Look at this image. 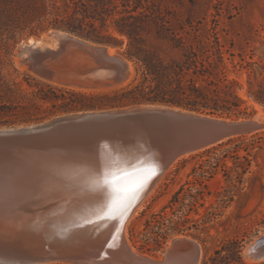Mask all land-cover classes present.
Instances as JSON below:
<instances>
[{
	"label": "water",
	"instance_id": "95a60500",
	"mask_svg": "<svg viewBox=\"0 0 264 264\" xmlns=\"http://www.w3.org/2000/svg\"><path fill=\"white\" fill-rule=\"evenodd\" d=\"M27 36L18 56L54 85L104 91L129 80L106 45L60 30ZM264 131V120L141 104L0 127V264H201V244L171 237L139 252L127 225L179 159ZM123 201V203H122ZM243 253L264 261V232Z\"/></svg>",
	"mask_w": 264,
	"mask_h": 264
},
{
	"label": "trees",
	"instance_id": "16d2710c",
	"mask_svg": "<svg viewBox=\"0 0 264 264\" xmlns=\"http://www.w3.org/2000/svg\"><path fill=\"white\" fill-rule=\"evenodd\" d=\"M109 21L112 31L127 40L121 55L132 64L134 75L126 85L107 91L75 90L19 73L12 63V45L49 30L120 47L123 42L109 32ZM223 31L217 21L205 26L167 20L150 0H0V127L141 104L244 117L246 102L239 95L244 88L229 74L244 72L246 96L264 108V61L235 56L233 42L219 35ZM174 202L176 197L170 203ZM188 223L182 219L167 226L156 221L157 228L136 249L155 254L170 237L184 235L197 240L205 253L206 241L191 233L197 229ZM242 247L241 239L224 240L210 255L204 254L202 264H245Z\"/></svg>",
	"mask_w": 264,
	"mask_h": 264
},
{
	"label": "rangeland",
	"instance_id": "374dc122",
	"mask_svg": "<svg viewBox=\"0 0 264 264\" xmlns=\"http://www.w3.org/2000/svg\"><path fill=\"white\" fill-rule=\"evenodd\" d=\"M150 1L170 21L191 20L205 26L217 21L224 29L219 35L233 42L231 52L235 56L241 55L247 61L250 58L252 61H264V0ZM106 25L111 26V22ZM108 30L123 42L120 47H109L121 55L126 38L114 33L110 27ZM26 37L12 45L11 60L19 73L28 72L37 76L29 64L22 62L17 55L19 42ZM129 64L132 67L130 80L134 73L132 64ZM229 78L236 79L244 88L239 95L246 102V111L245 116L239 118L257 116L258 113L264 115V108L246 96V74H229ZM174 197L176 202L170 203ZM182 219L189 221L187 226L194 225L197 229L196 232L191 230V233L206 241L202 260L204 254L210 255L222 241L238 238L243 240V262H261L248 263L243 249L264 232V131L229 140L176 161L128 223V238L132 236L131 241L135 243L132 245L136 248L142 244L144 237L149 236L151 229L157 228L156 221L170 226ZM169 239L156 249L155 254L165 248Z\"/></svg>",
	"mask_w": 264,
	"mask_h": 264
},
{
	"label": "bare ground",
	"instance_id": "6f19581e",
	"mask_svg": "<svg viewBox=\"0 0 264 264\" xmlns=\"http://www.w3.org/2000/svg\"><path fill=\"white\" fill-rule=\"evenodd\" d=\"M42 39H44V40H47V39H49L48 38V34H45V35H43L42 36ZM19 48V47H18ZM107 52H108V54L110 55V56H115L116 55V53L112 50V49H110V48H107ZM18 55V54H17ZM23 62V61H22ZM26 62V61H25ZM24 62V63H25ZM27 63V62H26ZM19 64V63H18ZM27 64H29V63H27ZM126 64H127V66H128V69H127V72L128 73H130V72H132V67L130 66V64H129V62H126ZM23 65V64H22ZM26 65V64H25ZM132 74V73H131ZM130 78V77H129ZM124 84V83H123ZM121 86V85H120ZM113 89H115V88H113ZM105 91V90H104ZM257 119H261V120H264V115L263 114H261V113H258L257 114V116H255ZM122 203H123V201H122ZM243 255H244V258H245V260L249 263V262H252V261H255V260H252V259H250L248 256H246L244 253H243Z\"/></svg>",
	"mask_w": 264,
	"mask_h": 264
}]
</instances>
